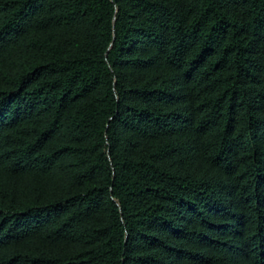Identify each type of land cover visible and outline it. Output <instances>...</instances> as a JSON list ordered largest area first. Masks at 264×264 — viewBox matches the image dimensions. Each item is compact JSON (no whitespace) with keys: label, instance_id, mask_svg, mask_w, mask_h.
<instances>
[{"label":"trees","instance_id":"trees-1","mask_svg":"<svg viewBox=\"0 0 264 264\" xmlns=\"http://www.w3.org/2000/svg\"><path fill=\"white\" fill-rule=\"evenodd\" d=\"M0 264H264V0H0Z\"/></svg>","mask_w":264,"mask_h":264}]
</instances>
